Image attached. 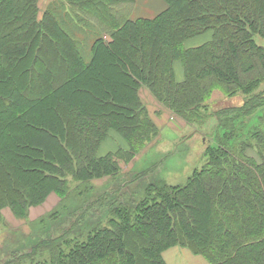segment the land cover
<instances>
[{"label": "trees", "instance_id": "1", "mask_svg": "<svg viewBox=\"0 0 264 264\" xmlns=\"http://www.w3.org/2000/svg\"><path fill=\"white\" fill-rule=\"evenodd\" d=\"M161 1L0 0V264H264V0ZM166 113L208 136L183 185L133 163Z\"/></svg>", "mask_w": 264, "mask_h": 264}, {"label": "rangeland", "instance_id": "2", "mask_svg": "<svg viewBox=\"0 0 264 264\" xmlns=\"http://www.w3.org/2000/svg\"><path fill=\"white\" fill-rule=\"evenodd\" d=\"M41 1L43 4H47L55 0ZM148 1L153 3L155 0ZM256 41L257 44H264V40L260 38H256ZM176 71H178V67H176ZM223 100L221 94L214 93L209 100V109L214 110L219 106L221 107L225 104ZM241 100L242 97L237 96V98H233L231 104L240 105ZM147 105L150 112L157 109V106H155L154 103L152 104V102H148ZM153 117L156 119L157 127L160 130L158 137L150 141L144 149L140 150L137 155L142 154L141 158H136L133 163L136 164L138 168H143L145 161L150 165L153 159H159V161L164 159V164L157 170V173L159 172L169 183L183 185L194 171L200 170L203 167L205 161L202 158V153L204 151L203 143L208 142V136L206 134L193 135L189 128H186L183 132H179L181 124H177L175 121L169 119L167 113L157 117L154 115ZM258 126L264 129V110L248 123L247 128ZM186 135L189 136L183 141ZM114 142V139L111 138L106 140L102 150L105 151L113 148L115 145ZM120 145L123 146L121 141ZM56 205L57 197L51 195L43 205L30 210L29 220H35L42 217L47 212L50 213ZM25 224L28 223L13 219L10 212L5 211L3 213V227L0 226V234L12 227H19L23 231H26L27 226ZM164 260L166 264H205L202 259L193 256L185 250L177 248L167 251L164 255Z\"/></svg>", "mask_w": 264, "mask_h": 264}, {"label": "crops", "instance_id": "3", "mask_svg": "<svg viewBox=\"0 0 264 264\" xmlns=\"http://www.w3.org/2000/svg\"><path fill=\"white\" fill-rule=\"evenodd\" d=\"M163 3L161 0H155L153 3L148 0L140 2L136 0V11L135 13L139 16L150 17L154 14H157L162 9Z\"/></svg>", "mask_w": 264, "mask_h": 264}]
</instances>
